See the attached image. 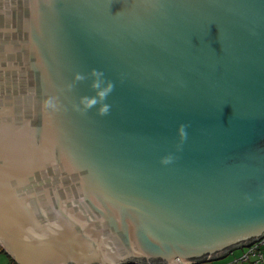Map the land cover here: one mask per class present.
<instances>
[{
  "label": "water",
  "instance_id": "obj_1",
  "mask_svg": "<svg viewBox=\"0 0 264 264\" xmlns=\"http://www.w3.org/2000/svg\"><path fill=\"white\" fill-rule=\"evenodd\" d=\"M93 69L114 85L105 116L73 107ZM262 238L264 0H0L7 255L199 264Z\"/></svg>",
  "mask_w": 264,
  "mask_h": 264
},
{
  "label": "clouds",
  "instance_id": "obj_2",
  "mask_svg": "<svg viewBox=\"0 0 264 264\" xmlns=\"http://www.w3.org/2000/svg\"><path fill=\"white\" fill-rule=\"evenodd\" d=\"M93 79L91 87L95 90V95L93 96H83L80 98L79 104H74L73 107L76 111L81 114H86L90 109L96 107L99 104L97 109V114L100 116H105L110 112L111 106L106 102L107 97L114 90V85L111 81H104L102 79L103 73L98 69L92 70ZM85 77L81 73H77L76 79L83 80ZM68 88L71 89L72 85H68ZM83 105V107H81ZM43 108L51 115L55 116L58 113H61L65 110V105L61 101L60 97L56 93H49L43 101ZM185 125L180 127V137L181 143L177 145V150H182L183 142L187 139V133L185 131ZM174 155L169 154L161 158V163L164 165H169L174 162ZM185 264H191V261L186 259Z\"/></svg>",
  "mask_w": 264,
  "mask_h": 264
},
{
  "label": "built area",
  "instance_id": "obj_3",
  "mask_svg": "<svg viewBox=\"0 0 264 264\" xmlns=\"http://www.w3.org/2000/svg\"><path fill=\"white\" fill-rule=\"evenodd\" d=\"M264 246V238L247 247L246 253L223 264H244L246 261L253 260L254 264H260L264 261L262 247ZM233 254V253H232Z\"/></svg>",
  "mask_w": 264,
  "mask_h": 264
},
{
  "label": "rangeland",
  "instance_id": "obj_4",
  "mask_svg": "<svg viewBox=\"0 0 264 264\" xmlns=\"http://www.w3.org/2000/svg\"><path fill=\"white\" fill-rule=\"evenodd\" d=\"M262 249H264V246H263ZM246 251H247L246 248H245V250H243L242 248H238V249L234 250L233 254L232 253L229 254L224 259H221V260H218V261L215 260V261H211V262H204V263H199V264H223V263H226L228 261H232L235 258H238V257L242 256L244 253H246ZM0 255L2 257V260L3 259L6 260L5 264H9V262H10L9 256L6 253L5 254L1 253ZM244 264H253V263L251 262V260H249V261H246ZM262 264H264V263H262Z\"/></svg>",
  "mask_w": 264,
  "mask_h": 264
},
{
  "label": "crops",
  "instance_id": "obj_5",
  "mask_svg": "<svg viewBox=\"0 0 264 264\" xmlns=\"http://www.w3.org/2000/svg\"><path fill=\"white\" fill-rule=\"evenodd\" d=\"M263 248V247H262ZM243 250H245V248H242ZM262 251L264 252V249H262ZM1 253H3V254H5V252H3V250L0 248V254ZM264 254V253H263ZM251 262L254 264V261L253 260H251ZM6 263V260H2V257H1V255H0V264H5ZM262 263H264V261L262 262ZM262 263H260V264H262Z\"/></svg>",
  "mask_w": 264,
  "mask_h": 264
},
{
  "label": "trees",
  "instance_id": "obj_6",
  "mask_svg": "<svg viewBox=\"0 0 264 264\" xmlns=\"http://www.w3.org/2000/svg\"><path fill=\"white\" fill-rule=\"evenodd\" d=\"M0 248L3 250V252L6 253V251L3 249V247L0 245ZM9 256V255H8ZM10 262L9 264H18L12 257L9 256Z\"/></svg>",
  "mask_w": 264,
  "mask_h": 264
}]
</instances>
